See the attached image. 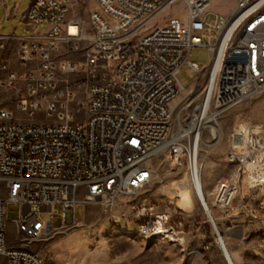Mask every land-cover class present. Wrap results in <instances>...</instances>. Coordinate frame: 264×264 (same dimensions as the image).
<instances>
[{"label": "built area", "instance_id": "built-area-1", "mask_svg": "<svg viewBox=\"0 0 264 264\" xmlns=\"http://www.w3.org/2000/svg\"><path fill=\"white\" fill-rule=\"evenodd\" d=\"M73 1L32 0L23 20L37 33L0 35V49L15 52L0 62V264H45L34 246L79 228L80 207L113 210L137 194L157 150L201 179L199 130L175 134L171 124V104L189 88L185 64L214 82L194 114L217 117L264 91V0H239L211 23V0H94L89 25L70 16ZM197 47L210 54L202 68L189 61ZM252 141L256 161L263 141Z\"/></svg>", "mask_w": 264, "mask_h": 264}, {"label": "rangeland", "instance_id": "rangeland-1", "mask_svg": "<svg viewBox=\"0 0 264 264\" xmlns=\"http://www.w3.org/2000/svg\"><path fill=\"white\" fill-rule=\"evenodd\" d=\"M31 1H2L0 35L37 33L28 30L23 20ZM238 1L211 0L207 22L229 16ZM96 8L94 0H74L70 16L81 15L89 25L91 11ZM180 10V6L167 10L156 22ZM5 59H15L12 47L6 51L0 49V62ZM189 61L204 67L210 62L209 50L205 47L194 48ZM179 79L189 88L171 104V124L173 133L185 134L208 82L204 76L198 79L189 64L181 68ZM245 126L248 127L251 141L261 140L263 142L260 144H264V91L211 119L202 129L199 150L201 179L215 224L233 262L264 264V185L248 186L245 163L238 159L241 153L234 150L232 145L239 128ZM212 127L219 130L215 138L211 133ZM259 162L263 164L264 156L256 162L247 163ZM172 163L168 152L157 154L150 164L153 171L151 182L135 195L122 196L113 210H105L94 204L80 207L77 210V217L81 221L79 228L34 246L41 250L45 264H229L212 224L200 205L195 214L187 215L168 204V195L174 185L184 180L189 182L188 177L190 179L189 166L184 159L177 165L173 166ZM223 183L235 186L236 193L229 204L221 206L216 204L217 188L220 185L223 187ZM3 195L0 188V197ZM56 211L61 212L62 207L57 206ZM167 211L171 214L169 222L165 224L166 233L145 234L144 228L154 227ZM19 212L18 204H9L7 233L12 241L16 237L14 223L19 219ZM61 224L62 220H55L54 226Z\"/></svg>", "mask_w": 264, "mask_h": 264}, {"label": "bare ground", "instance_id": "bare-ground-1", "mask_svg": "<svg viewBox=\"0 0 264 264\" xmlns=\"http://www.w3.org/2000/svg\"><path fill=\"white\" fill-rule=\"evenodd\" d=\"M211 4V3H210ZM236 24L232 25L229 29V33H231L232 29L234 28ZM214 74L212 75V77ZM214 82L213 79L208 81L206 87H211L213 88ZM206 110L204 109V112L195 114V117L193 121L190 123V127L185 130V134L188 135L192 131H197L199 130V134L197 136V142H201L202 138L200 135V130L206 126L207 123L211 121V119H215L216 116L211 115V117H207L206 115ZM212 136L215 138L219 134V130L217 127H212L211 130ZM252 134V133H251ZM234 150H237L239 153L238 157L239 159L242 160L243 163H245V169L247 172V184L250 187H254L257 185H264V162L263 164L261 162L257 164L253 163H247L249 161H252V159L247 158V155L250 151L251 145H253V141H251L249 132H248V127H241L238 130V134L235 136L234 141L232 142ZM200 147V144H199ZM262 148V149H261ZM260 148L258 152H256L254 155L256 156L254 159L257 161L261 158V156H264V144ZM198 151V149H197ZM162 151L157 150L156 155L160 154ZM262 153V155H261ZM198 157V153H197ZM173 163L172 165H177V162L175 160H172ZM253 161V162H256ZM262 161V160H261ZM189 182L187 180H184L180 184H175L173 189H171L170 194L168 195V204L173 205L176 210L182 211L184 214L187 215H192L195 214L198 211V205H200V209L207 215L209 221L212 224V227L215 231L216 238L218 239L219 245L222 246V252L224 256L226 257L227 261L229 264H235L231 258V255L226 247V244L224 242V239L222 238V235L215 224V220L212 215V211L209 205L208 201V196L205 191V185L202 179H200L197 176V179L195 181V184H193L189 177H188ZM223 187L218 186L217 191H218V197H217V203L221 206L226 205L227 203L229 204L235 193H236V188L235 186H227L226 183H223ZM199 194V197L198 195ZM170 211H167L164 213L161 217L158 219V221L155 223L154 227L151 228L152 230H155V234H163L166 233V227L165 224H167L170 220ZM174 240V239H172ZM182 241V240H181Z\"/></svg>", "mask_w": 264, "mask_h": 264}, {"label": "crops", "instance_id": "crops-1", "mask_svg": "<svg viewBox=\"0 0 264 264\" xmlns=\"http://www.w3.org/2000/svg\"><path fill=\"white\" fill-rule=\"evenodd\" d=\"M15 6H16V5H15ZM15 6H14V7H15ZM14 7L11 9V12H10L11 14H12V10L14 9ZM26 27H27L28 30H32L30 26H27V25H26Z\"/></svg>", "mask_w": 264, "mask_h": 264}]
</instances>
